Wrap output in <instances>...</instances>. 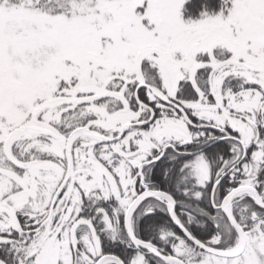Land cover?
<instances>
[{"label": "snow or ice", "instance_id": "snow-or-ice-1", "mask_svg": "<svg viewBox=\"0 0 264 264\" xmlns=\"http://www.w3.org/2000/svg\"><path fill=\"white\" fill-rule=\"evenodd\" d=\"M0 264H264V0H0Z\"/></svg>", "mask_w": 264, "mask_h": 264}]
</instances>
